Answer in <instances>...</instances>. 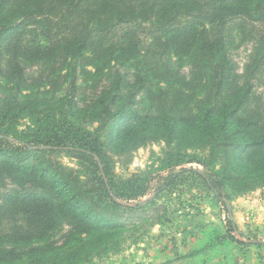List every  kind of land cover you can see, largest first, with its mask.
Returning <instances> with one entry per match:
<instances>
[{
	"label": "trees",
	"instance_id": "obj_1",
	"mask_svg": "<svg viewBox=\"0 0 264 264\" xmlns=\"http://www.w3.org/2000/svg\"><path fill=\"white\" fill-rule=\"evenodd\" d=\"M263 71L264 0H0V264H92L126 213L188 178L226 210L264 193ZM149 143L160 166L117 178L112 156Z\"/></svg>",
	"mask_w": 264,
	"mask_h": 264
},
{
	"label": "rangeland",
	"instance_id": "obj_2",
	"mask_svg": "<svg viewBox=\"0 0 264 264\" xmlns=\"http://www.w3.org/2000/svg\"><path fill=\"white\" fill-rule=\"evenodd\" d=\"M247 37L230 51L240 71L254 47V39ZM36 70V67H32L28 72L35 74ZM102 85L100 82L97 84L95 95L100 93ZM255 85L256 92L264 99V71ZM82 92L79 93L81 98L94 97L90 87ZM25 124L26 120H22L19 129L23 130ZM84 126L93 130L96 124L85 123ZM164 153L163 143H149L133 151L130 158L112 156L114 174L125 180L134 173L147 170L149 166L157 169L165 158ZM60 159L64 164L76 165L74 158L62 155ZM189 165L200 167L196 163L183 166ZM190 186L194 188H188ZM200 186L196 178H188L177 188L160 193L151 204L126 213V231L119 251L95 258L92 264H165L168 262L167 253L170 252L176 253L173 260L189 261V264H239L242 251L255 245L245 246L229 237H223L226 221L229 219L236 226L237 231L234 233L237 238L243 236L248 242L264 239V226L257 223V217H264V193L256 189L243 195L231 196L227 199V211L210 192ZM10 187V184L6 185L7 189ZM2 191L4 188L0 187ZM151 195L153 190L140 199L144 201ZM237 224L242 225V233L238 232ZM58 237L59 233L55 234V238ZM252 255L249 254L250 263Z\"/></svg>",
	"mask_w": 264,
	"mask_h": 264
},
{
	"label": "crops",
	"instance_id": "obj_3",
	"mask_svg": "<svg viewBox=\"0 0 264 264\" xmlns=\"http://www.w3.org/2000/svg\"><path fill=\"white\" fill-rule=\"evenodd\" d=\"M236 215L238 216V214L236 213ZM259 217H257V223L262 224L264 226V217L263 219H258ZM239 220H241V218L239 217ZM238 225V224H237ZM239 231L240 233H242V225H238ZM237 237V236H236ZM258 237V236H257ZM264 238V237H263ZM242 241H247L244 239L243 236H241L239 238ZM255 242L261 243L260 245H255V246H251V247H246L244 249V251H242V255L239 258V264H264V239H259L258 241L256 240ZM253 254L252 258H251V263H250V256L249 254ZM176 253L175 252H170L167 253V260L168 262L165 264H189V261L186 262H178L177 260H173L174 258H176V256L174 257ZM184 255L186 254V252L183 253ZM186 257V256H185ZM189 259V258H187Z\"/></svg>",
	"mask_w": 264,
	"mask_h": 264
},
{
	"label": "water",
	"instance_id": "obj_4",
	"mask_svg": "<svg viewBox=\"0 0 264 264\" xmlns=\"http://www.w3.org/2000/svg\"><path fill=\"white\" fill-rule=\"evenodd\" d=\"M136 203H126L128 206H134Z\"/></svg>",
	"mask_w": 264,
	"mask_h": 264
}]
</instances>
